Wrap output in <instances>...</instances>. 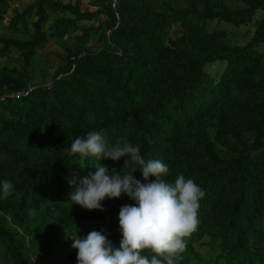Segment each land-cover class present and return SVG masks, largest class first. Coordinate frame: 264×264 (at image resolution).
<instances>
[{"label": "trees", "instance_id": "16d2710c", "mask_svg": "<svg viewBox=\"0 0 264 264\" xmlns=\"http://www.w3.org/2000/svg\"><path fill=\"white\" fill-rule=\"evenodd\" d=\"M88 1L0 34V264H264V0Z\"/></svg>", "mask_w": 264, "mask_h": 264}, {"label": "rangeland", "instance_id": "374dc122", "mask_svg": "<svg viewBox=\"0 0 264 264\" xmlns=\"http://www.w3.org/2000/svg\"><path fill=\"white\" fill-rule=\"evenodd\" d=\"M64 3H69V2H72V3H76V2H79L82 6V9L83 10H90V11H94L95 8L91 7L89 4H88V0H62ZM20 4L17 5V4H12L11 5V8L8 10L7 12V15H6V18L5 20L3 21V25L2 26V29L0 30V34H2L3 32H5L6 30V25L9 23V20H11L14 16H15V9L18 8V10H22L25 8V6L31 2V0H20ZM3 34H6V33H3ZM243 42V40H242ZM91 45H92V48L94 49H99L101 47V43H96V41H92L91 42ZM16 49L13 48L12 52L15 51ZM264 50V48H263ZM62 50L57 47L54 43H51L49 44L45 50L43 51V64L41 66V69L40 71L42 73H49V74H53L56 69L59 67V64H60V55L62 54ZM18 53H21V52H18ZM15 60V57H11L8 59L9 62H14ZM68 260L66 259V257L63 259V262L62 264H68Z\"/></svg>", "mask_w": 264, "mask_h": 264}, {"label": "clouds", "instance_id": "9594fccd", "mask_svg": "<svg viewBox=\"0 0 264 264\" xmlns=\"http://www.w3.org/2000/svg\"><path fill=\"white\" fill-rule=\"evenodd\" d=\"M17 96H19V95H17Z\"/></svg>", "mask_w": 264, "mask_h": 264}]
</instances>
